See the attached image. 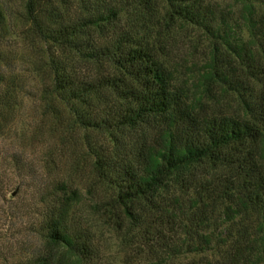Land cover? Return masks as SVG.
Segmentation results:
<instances>
[{
  "label": "trees",
  "instance_id": "obj_1",
  "mask_svg": "<svg viewBox=\"0 0 264 264\" xmlns=\"http://www.w3.org/2000/svg\"><path fill=\"white\" fill-rule=\"evenodd\" d=\"M79 1L78 16L62 19L49 0H24L20 33L31 42L51 46L44 73L48 83L41 89L43 101L54 95L66 105L81 103L87 112L73 109V124L119 134L112 151L85 138L95 157L97 179L115 189L111 209L116 206L141 230V247L154 264L220 244L227 246L221 260L186 264H261L264 124L240 116H198L185 93L173 84L155 47L119 28L117 21L128 0ZM129 2L150 10L155 0ZM165 2L168 20L198 26L211 40L203 80L239 86L264 79V21L258 25L253 20V5L245 4L243 19L253 29V39L243 41L225 14L206 0ZM224 51L234 56V62L226 61ZM72 55L86 66L99 64L102 72L76 73ZM6 78L0 65V129L16 100L4 85ZM244 106L254 114L250 101H244ZM203 165L209 169L202 180L195 171L188 173ZM219 166L227 168L226 174L206 177ZM175 185L182 193L193 188L196 194L184 199L170 189ZM166 189L171 193L162 196ZM50 195L53 199L40 224L45 245L35 264H85L91 256L90 240L66 221V206L76 192L60 181Z\"/></svg>",
  "mask_w": 264,
  "mask_h": 264
},
{
  "label": "rangeland",
  "instance_id": "obj_2",
  "mask_svg": "<svg viewBox=\"0 0 264 264\" xmlns=\"http://www.w3.org/2000/svg\"><path fill=\"white\" fill-rule=\"evenodd\" d=\"M206 2L225 14L230 27L243 41L253 39V29L243 20L245 4L253 5V20L258 25L264 21V0ZM23 4L24 0H0L3 15L0 65L7 76L4 85L16 96L11 116L0 129V188L3 187L0 191V264L37 262L35 259L45 245L40 224L53 199L50 195L53 186L60 181L76 192V198L66 206V221L71 229L83 232L90 240L91 256L85 264H152L154 260L141 247V230L116 211V206L111 209L115 189L97 179L95 157L86 147L85 138H88L91 143L112 151L117 147L114 139L119 134L73 124V109L87 112L81 103L66 105L54 95L47 97V103L43 101L41 89L48 83L44 73L51 46L31 42L20 33ZM49 4L62 19L78 16L79 0H49ZM124 4L117 21L119 28L129 30L155 47L172 75L173 84L185 93L198 116H240L264 124L263 78L239 86L203 80L202 67L210 58L212 43L201 28L183 20H168L165 0H155L150 10L131 5L129 0ZM224 56L226 61L234 62L232 54L224 51ZM72 62L73 70L81 75L102 72L97 63L86 66L74 56ZM244 101L251 102L254 114L246 110ZM208 169L205 165L194 166L188 173L195 171L197 179L202 180ZM209 171L211 175L206 177L213 178L226 174L227 168L219 166ZM170 189L181 193L184 199L196 194L193 188L187 193L180 192L177 185ZM170 193L166 189L161 195ZM224 225L214 230L219 232ZM226 247L220 244L203 252H184L166 264L214 263L222 259Z\"/></svg>",
  "mask_w": 264,
  "mask_h": 264
}]
</instances>
